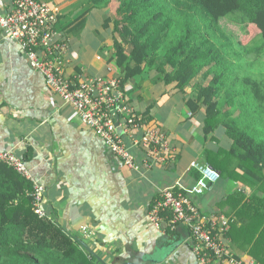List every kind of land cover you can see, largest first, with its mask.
Here are the masks:
<instances>
[{
	"label": "crops",
	"instance_id": "0c3cea01",
	"mask_svg": "<svg viewBox=\"0 0 264 264\" xmlns=\"http://www.w3.org/2000/svg\"><path fill=\"white\" fill-rule=\"evenodd\" d=\"M38 1L55 12V30L66 45V73L82 78L119 76L113 63L108 64L112 39L103 28L104 20L113 14V4L99 9L90 0ZM13 8L14 0H0V15ZM173 87L147 74L123 85L144 124L166 136L171 153L164 163L136 173L123 166L70 107L48 92L43 76L29 67L18 44L0 38V151L13 150L25 161L33 180L46 188L43 209L48 217L106 264L127 249L142 251L147 264H198L185 228L174 232L162 223L156 230L145 220L164 188L177 183L189 187L199 178L190 164H206L204 149L215 150L224 139V128L207 135L201 132L204 109L191 111L184 103L193 96L192 87L184 94L173 93ZM134 154L137 158L141 153L135 150ZM234 190L252 193L243 183L219 178L192 202L205 217L226 216L224 198ZM227 241L235 256L248 257Z\"/></svg>",
	"mask_w": 264,
	"mask_h": 264
},
{
	"label": "trees",
	"instance_id": "16d2710c",
	"mask_svg": "<svg viewBox=\"0 0 264 264\" xmlns=\"http://www.w3.org/2000/svg\"><path fill=\"white\" fill-rule=\"evenodd\" d=\"M90 4L99 9L113 4L103 28L112 39L108 64L113 63L122 89L140 74L162 79L166 87L174 84L170 91L179 94L186 93L193 80H201L184 103L191 111L204 109V135L225 130L217 149H204L202 162L219 178L252 189L249 195L234 190L224 198L226 217H234L226 237L264 264V72L259 73L262 78L244 75L243 86L222 78L237 73L223 58L237 36L221 29L229 22L225 18L240 23L242 35L235 45L247 57L258 58L264 45L256 49L253 44L258 37L264 41V0H90ZM254 24L257 36L242 45ZM31 192L28 180L0 163V264H99L74 241L73 233L34 213Z\"/></svg>",
	"mask_w": 264,
	"mask_h": 264
},
{
	"label": "built area",
	"instance_id": "2783aa9c",
	"mask_svg": "<svg viewBox=\"0 0 264 264\" xmlns=\"http://www.w3.org/2000/svg\"><path fill=\"white\" fill-rule=\"evenodd\" d=\"M53 8L38 0H14L11 12L0 15V38L18 44L29 67L41 74L48 92L70 107L79 122L94 132L126 168L140 173L170 158L168 139L155 126L144 124L120 87L118 77H85L66 73V45L55 30ZM120 130V131H119ZM140 152L136 158L134 151ZM0 163L32 184V208L42 219H50L43 209L46 188L35 182L25 161L13 150L0 151ZM190 168L199 178L189 187L179 183L164 188L160 198L145 215L146 223L159 230L166 223L171 231H188L192 253L198 264H258L249 257L235 256L226 234L234 217H205L192 202L219 180L207 164L193 162ZM87 228H83L86 234Z\"/></svg>",
	"mask_w": 264,
	"mask_h": 264
},
{
	"label": "rangeland",
	"instance_id": "374dc122",
	"mask_svg": "<svg viewBox=\"0 0 264 264\" xmlns=\"http://www.w3.org/2000/svg\"><path fill=\"white\" fill-rule=\"evenodd\" d=\"M225 20L229 22L225 24V27L224 26L221 27V29L222 30L226 29L227 32L232 33L238 38L237 37L231 38L234 48L229 50L228 54L224 53L225 57H223L222 55L221 57H223L224 61L227 62L230 71L234 65L233 69L237 73H234L231 71L232 74L227 73L222 78L226 80H231V81L235 80L237 81V83L243 86V83H241V81H242V78L245 77L244 75H248V77H252L254 79L260 76L259 75L260 72H264V53H262L258 58L254 54H251L250 57H247L246 55H244V52L242 51V49H240L237 45H235V43L238 42V39H241V35H242V28H241L240 23L233 22L229 18H225ZM263 22H264V19H263ZM257 34H258V27L256 24H254L250 26L247 35L244 38H242L240 43L242 45L248 44L253 37L257 36ZM263 45H264V41L261 37H258L253 44L254 48L256 49ZM221 57L220 55L218 56L219 60L221 59ZM219 71L221 70L219 69ZM237 77L239 78L238 80H236ZM260 78L262 77L260 76ZM136 80H139V78H136ZM226 80L224 81V83L228 85L229 81H226ZM198 83H201V80L195 79L190 83V86L195 88L196 84L198 85ZM146 125H149V124H146ZM263 136H264V132H263Z\"/></svg>",
	"mask_w": 264,
	"mask_h": 264
},
{
	"label": "water",
	"instance_id": "95a60500",
	"mask_svg": "<svg viewBox=\"0 0 264 264\" xmlns=\"http://www.w3.org/2000/svg\"><path fill=\"white\" fill-rule=\"evenodd\" d=\"M210 187H211V185H209V189H210ZM74 241H76L88 254H90L92 257H94L96 259L97 263L106 264L81 239L74 236ZM149 261H151V260H149ZM147 262L148 261L145 257V254L142 251L128 250L127 249L125 251V254L113 257L112 262L110 264H147Z\"/></svg>",
	"mask_w": 264,
	"mask_h": 264
}]
</instances>
